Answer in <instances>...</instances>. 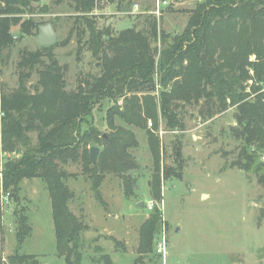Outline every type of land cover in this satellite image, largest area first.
<instances>
[{"label":"trees","instance_id":"trees-1","mask_svg":"<svg viewBox=\"0 0 264 264\" xmlns=\"http://www.w3.org/2000/svg\"><path fill=\"white\" fill-rule=\"evenodd\" d=\"M35 1L0 0V53L14 45V26L20 24L22 36H29L32 28L39 27L30 20L21 23L18 18L24 11H32ZM108 1L119 6L124 2ZM72 2L79 13L75 22L78 43L81 45L89 33L85 45L99 60L101 74L83 79L75 90L68 91L64 69L52 53L54 45L23 53L19 87L0 94L1 150L11 155L0 173V231L3 194L19 203L22 182L40 179L51 200L58 255L66 264H82L80 235L86 226L70 210L75 196L67 181L73 175L64 167L83 158L85 171L95 177L98 196L103 172L121 176L126 194L131 196L135 182L129 172L137 170L138 165L129 151L138 143L131 131L116 127L113 118L118 116L140 129H147L148 120H152L158 129V110L152 96L157 85L161 88L159 111L169 129L183 127L178 113L182 103L192 105L203 100L207 110L202 116L209 119L236 108L234 133L242 144L239 159L233 165L245 172L256 167L264 187V162L255 166L257 151L264 149V0H204L187 29L174 37L161 32L154 17L146 18L142 30L126 29L114 36L109 29L100 30L90 16L95 0ZM44 57L50 59L49 64ZM35 70L39 80L33 93L27 81ZM122 98L123 109L114 105L108 110L112 136L102 138L95 128H84L101 100ZM147 134L156 160L154 196L162 200L158 140L151 132ZM90 145L102 147L97 165L88 157ZM82 146L86 148L83 154ZM168 177L164 173L163 178ZM17 217L16 252L6 262L0 259V264H39L36 256L20 253L33 228L24 213ZM161 217L160 211L155 210L142 227L141 256L153 250ZM107 264L111 262L107 260Z\"/></svg>","mask_w":264,"mask_h":264},{"label":"rangeland","instance_id":"rangeland-1","mask_svg":"<svg viewBox=\"0 0 264 264\" xmlns=\"http://www.w3.org/2000/svg\"><path fill=\"white\" fill-rule=\"evenodd\" d=\"M164 1L168 3L163 4ZM203 2L124 0L119 6L108 0H95V10L90 16L95 18L100 30L109 29L114 36L126 29L142 30L146 27V18L154 17L158 29L174 37L187 29L196 8ZM32 8L18 18L21 23L30 20L35 26L53 24L58 42L52 53L64 69L67 90H75L85 78L100 76L99 60L85 45L89 33L82 40L83 45L78 43L75 22L79 13L72 0H36ZM12 34L14 45L0 53V94L11 93L19 87L23 53L42 48L37 41L38 27L32 28L29 36H22L19 24L12 28ZM154 45L160 47L159 43ZM43 60L50 63L48 57ZM254 60L252 56L251 61ZM38 80L35 70L27 81L33 93ZM160 93L157 85L152 96L158 110V129L152 120H148L147 129H140L118 116L113 118L114 125L131 131L138 143L129 151L138 165L137 170L129 172L135 182L131 196L126 194L121 176L107 172H103L98 196L94 189L95 177L85 171L83 158L64 167L73 175L67 181L75 196L70 210L86 226L80 235L82 264H107V260L111 264H264V187L256 167L245 172L233 165L239 159L242 144L234 133L236 108L209 119L202 116L207 110L203 100L199 104L182 103L178 113L183 127L169 129L159 111ZM114 105L123 109L124 99L101 100L84 128H95L102 138L112 136L108 110ZM1 119L0 109V139ZM147 131L158 140L162 200L154 196L152 177L156 160ZM32 137L36 142L37 134ZM92 147H98L101 153L102 147L90 145L88 157ZM85 149L82 146L81 154ZM10 156L0 146V173ZM256 158L255 166L264 162V149L257 151ZM164 173L170 177L164 179ZM140 203H144L143 208L139 207ZM2 207V262L16 252L17 216L24 213L33 232L20 253L36 256L39 264H66L58 255L51 200L42 180H24L19 203L4 193ZM155 210L162 214L160 229L154 235L153 250L141 256V229ZM163 238L168 245L165 257L157 253Z\"/></svg>","mask_w":264,"mask_h":264},{"label":"water","instance_id":"water-1","mask_svg":"<svg viewBox=\"0 0 264 264\" xmlns=\"http://www.w3.org/2000/svg\"><path fill=\"white\" fill-rule=\"evenodd\" d=\"M37 41L42 47H50L58 42V35L52 23H47L38 27ZM99 153L100 149L98 147L90 148V160L93 165L97 164ZM139 207L143 208L144 203H140Z\"/></svg>","mask_w":264,"mask_h":264},{"label":"built area","instance_id":"built-area-1","mask_svg":"<svg viewBox=\"0 0 264 264\" xmlns=\"http://www.w3.org/2000/svg\"><path fill=\"white\" fill-rule=\"evenodd\" d=\"M168 3V1H164L163 2V4H167ZM134 9H135V11H138L139 10V7H138V5H135L134 6ZM159 12H157V14H158ZM122 104V101H120L119 102V105H121ZM8 196H9V194H8ZM149 209L150 210H152L153 209V204H151L150 206H149ZM167 241H166V239L165 238H163L162 239V241L159 243V245H158V249H157V253H158V255H162V256H166V253H167Z\"/></svg>","mask_w":264,"mask_h":264},{"label":"crops","instance_id":"crops-1","mask_svg":"<svg viewBox=\"0 0 264 264\" xmlns=\"http://www.w3.org/2000/svg\"><path fill=\"white\" fill-rule=\"evenodd\" d=\"M0 146H1V139H0Z\"/></svg>","mask_w":264,"mask_h":264}]
</instances>
